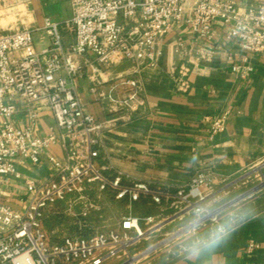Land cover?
I'll return each instance as SVG.
<instances>
[{
  "label": "built area",
  "instance_id": "built-area-1",
  "mask_svg": "<svg viewBox=\"0 0 264 264\" xmlns=\"http://www.w3.org/2000/svg\"><path fill=\"white\" fill-rule=\"evenodd\" d=\"M30 4L31 0H0V14ZM70 7L67 20H43L40 30L47 46L40 50L34 41L38 27L0 30V185L17 176L18 162L38 165L53 144L62 151L61 159L48 156L52 170L45 182L26 183L33 197L23 212L0 202V264H104L118 258L132 234L142 235L138 216L125 217L117 230L67 234L57 241L44 230V222L58 215L60 207L67 213L76 201H87L83 192L91 187L116 200L161 205L172 198L189 203L202 199L211 182V172H200L186 186L161 190L146 182L124 183L118 173L109 174L97 165L105 122L96 121L79 99L76 78L81 71H89L93 100L118 113L138 112L144 106L140 84L124 76L103 81L102 72L126 63L136 72L155 66L162 39L173 28L184 26L211 42L213 25L220 24L227 40H236L264 64V0H71ZM66 34L73 37L70 45L64 43ZM181 45L178 40L177 47ZM194 71L195 67H180L172 79L185 87L187 74ZM17 102L49 111L55 129L42 138L34 135L33 112L25 128L16 127ZM229 116L225 109L203 117L210 138L224 132ZM255 248L250 243L248 251Z\"/></svg>",
  "mask_w": 264,
  "mask_h": 264
},
{
  "label": "crops",
  "instance_id": "crops-1",
  "mask_svg": "<svg viewBox=\"0 0 264 264\" xmlns=\"http://www.w3.org/2000/svg\"><path fill=\"white\" fill-rule=\"evenodd\" d=\"M70 2L31 0L33 25L38 27L34 28L38 30L34 34L37 50L47 46L40 30L43 20H67ZM213 33V40L206 42L184 26L173 28L162 39L161 56L155 66H142L136 72L133 64L126 63L102 72L103 81L117 76L138 81L144 100L138 112L111 113L101 107L88 93L89 71H81L76 78L79 99L96 121L105 122L97 165L106 167L109 174L118 173L124 183L146 182L161 190L186 186L196 174L209 171L210 191L214 193L264 166V64L236 40H227L220 24L213 25ZM178 40L182 41L180 47ZM64 43L72 44L73 37L66 34ZM180 67H195L187 74L185 87L172 79ZM111 84L109 81L105 90ZM16 106V127L25 128L33 112L37 114L34 135L42 138L55 129L49 111L28 109L20 102ZM225 109L230 110V116L224 132L210 138L203 117L216 116ZM48 156L61 159L60 147L51 145L38 165L18 162L17 176L0 185V202L23 212L33 197L26 183H43L50 177ZM94 188L83 195L92 190L98 198L104 197ZM44 230L54 239L53 229ZM250 243L256 248L249 252ZM164 264L186 261L179 255ZM208 264H264V208L237 222L215 261L210 259Z\"/></svg>",
  "mask_w": 264,
  "mask_h": 264
},
{
  "label": "rangeland",
  "instance_id": "rangeland-1",
  "mask_svg": "<svg viewBox=\"0 0 264 264\" xmlns=\"http://www.w3.org/2000/svg\"><path fill=\"white\" fill-rule=\"evenodd\" d=\"M17 12L0 14V30H16L33 25L34 17L30 7H20ZM210 190L211 182L204 189L202 199H193L189 203L172 198L161 205L120 201L108 192L102 193L104 197L98 198L97 192L90 190L84 194L87 201H76L77 204H72L67 213H64L66 209L60 207V213L51 214V218L44 222L43 227L53 229L56 235L54 234L52 241H57L67 234L117 230V224L125 217L138 216L142 235L138 237L137 234H132L130 237L133 240L125 246L119 257L110 259L105 264H164L181 255L175 245V240L180 235L178 228L186 218L192 216L197 206L213 200L220 202L224 208L241 202L248 204L253 209L252 213L238 218L236 223L264 208V166L234 181L225 189L221 188L215 193ZM73 199L75 198H72V201ZM69 201L71 200L68 198L65 206ZM82 213H85L86 217L82 218ZM221 219L219 211L214 213L202 222L201 230H207Z\"/></svg>",
  "mask_w": 264,
  "mask_h": 264
},
{
  "label": "clouds",
  "instance_id": "clouds-1",
  "mask_svg": "<svg viewBox=\"0 0 264 264\" xmlns=\"http://www.w3.org/2000/svg\"><path fill=\"white\" fill-rule=\"evenodd\" d=\"M218 211L222 219L202 231V222ZM252 211L253 209L244 202L228 208H224L215 200L197 206L192 216L186 218L178 228L180 235L175 240L176 248L186 264H208L210 259L215 261L224 241L235 231L237 219L250 215Z\"/></svg>",
  "mask_w": 264,
  "mask_h": 264
}]
</instances>
